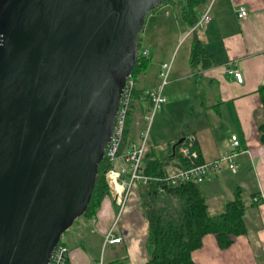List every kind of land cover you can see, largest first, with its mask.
I'll return each instance as SVG.
<instances>
[{
  "label": "water",
  "instance_id": "obj_1",
  "mask_svg": "<svg viewBox=\"0 0 264 264\" xmlns=\"http://www.w3.org/2000/svg\"><path fill=\"white\" fill-rule=\"evenodd\" d=\"M165 1L0 0V264H47L85 212L144 20Z\"/></svg>",
  "mask_w": 264,
  "mask_h": 264
},
{
  "label": "crops",
  "instance_id": "obj_2",
  "mask_svg": "<svg viewBox=\"0 0 264 264\" xmlns=\"http://www.w3.org/2000/svg\"><path fill=\"white\" fill-rule=\"evenodd\" d=\"M239 7L245 10L243 17L237 15ZM208 14L210 19L201 29V36L194 35L213 61L211 66L200 70V80L214 88L213 96L200 95L207 104L202 106V102L199 103L207 109V113L204 111L207 122L210 120L214 125H220L224 133L217 142L203 139V129L198 134L190 132L188 137L198 147L202 161H211L227 151L230 135H236L239 152L232 159L234 172L223 163L218 172L201 183V188L207 199L215 198L216 202H213L217 204V209L221 203V198L217 197L219 193L225 190L230 193L235 185L241 187L240 180L244 179V172L251 171L254 177L250 172L252 191L249 196L258 192L261 201L254 207L249 206L250 200L245 204L249 206L245 214L246 234L236 236L228 247L222 249L217 246L212 234H206L201 239L200 247L191 252V258L194 264H264V144L259 143L257 132L262 120L257 89L264 82V0H211ZM197 15L198 18L200 14ZM142 47L151 57L148 46ZM188 54L186 64L192 76ZM161 64H157L159 69ZM232 71L241 75L240 82L234 80ZM181 75L178 72L173 75V79ZM146 106L142 98L137 99L132 114L139 110L144 116ZM137 135L131 122L129 141H136ZM115 208L109 194L99 204L89 229L85 221L78 219L69 227L68 236L63 232L67 245V264H146L144 240L147 221L141 214L140 195L130 191L114 223ZM247 218H250V222L246 221ZM113 223L115 235L120 237V241L102 247L103 235ZM92 240L98 243L97 249L100 251L96 263L95 260L90 262L86 250L88 245H92Z\"/></svg>",
  "mask_w": 264,
  "mask_h": 264
},
{
  "label": "trees",
  "instance_id": "obj_3",
  "mask_svg": "<svg viewBox=\"0 0 264 264\" xmlns=\"http://www.w3.org/2000/svg\"><path fill=\"white\" fill-rule=\"evenodd\" d=\"M208 1L166 0L150 11H154L163 4H178L181 21L187 27H190L196 21L197 14L203 11ZM142 50L146 49L139 46L136 62L129 73V77L134 82V87L131 91V100L118 144V153L124 152L129 147V143L134 142L129 141L131 115L135 109L134 101L142 98L147 104L145 111L150 108V101L146 92L135 85L137 76L146 70L150 62L148 52L144 56L141 54ZM188 63L196 83L200 81V70L211 66L213 63L212 56L207 53L203 44L195 35H193L190 42ZM257 93L260 96L262 112V120L257 126L258 140L259 143L264 144V82L258 87ZM200 101L203 106L205 101H203V98H200ZM188 136H184L181 143L174 147L173 145L180 138L169 141L161 148H156L146 141L140 160L142 173L150 177L165 176L188 167L190 165L189 160L178 151L179 146L187 142L191 144V148L197 154L193 162H202L198 147ZM108 167L109 164L103 154L97 165V173L94 177L86 210L80 215L84 217L86 223L93 217L103 198L109 195L108 186L104 180V171ZM202 182L186 181L175 185H165L149 181L144 184L145 187L140 195V208L141 214L147 221V234L144 240L147 252L146 264H194L191 252L200 247L204 235L212 234L215 237L217 246L222 249L228 247L236 236L247 233L246 210L249 206L254 207L261 201L258 192L251 193L250 204L247 206L241 199L240 186L235 185L231 189L232 198L219 203V208L211 211L207 197L201 188ZM111 264L121 263L112 262Z\"/></svg>",
  "mask_w": 264,
  "mask_h": 264
},
{
  "label": "rangeland",
  "instance_id": "obj_4",
  "mask_svg": "<svg viewBox=\"0 0 264 264\" xmlns=\"http://www.w3.org/2000/svg\"><path fill=\"white\" fill-rule=\"evenodd\" d=\"M186 29L187 26L180 19L178 4H163L160 8L150 11L143 23L139 46H148L151 51V57L144 73L137 76L136 87L148 88H145L146 90L143 89L145 92L152 89L149 87L157 88L161 83L157 64L162 62L169 63L166 82L162 88L165 102L160 105L153 115L147 130V142L156 148H161L169 141L177 138H184V136L191 134L190 132L192 131L198 134L202 129L204 132L203 139L208 138L213 142H217L223 137L224 128L220 125H214L210 120L207 122V116L204 113L207 109H204L199 103L200 95L213 96L214 87L201 80L196 83L190 76L189 68L186 64V56L191 39L194 34L200 37L201 29H196L193 35L188 34ZM178 72H181L182 75L174 80L173 75ZM212 101L213 99H211ZM131 122L138 135L140 131L144 132L146 130L147 122L143 119L139 110L131 115ZM250 172H244V179L241 178L240 180L241 199L245 204L249 202V194L252 191ZM144 187L141 183L135 182L131 186V193L141 195ZM217 197L221 198V202H224L232 198L231 191L229 193L225 190L224 193H219ZM213 200L216 202L215 198L211 199L209 197L207 199L211 211L215 210L217 206ZM167 204L169 205V202ZM83 218V216H79L74 221L78 219L79 221H84ZM246 221L250 222V218H247ZM91 224L90 219L86 223L88 229L92 226ZM65 234L68 236L69 228L65 230ZM92 242V245H88L86 250L90 262L92 263L95 260L96 263V258L99 259L100 251L97 249L98 243L94 240Z\"/></svg>",
  "mask_w": 264,
  "mask_h": 264
},
{
  "label": "built area",
  "instance_id": "obj_5",
  "mask_svg": "<svg viewBox=\"0 0 264 264\" xmlns=\"http://www.w3.org/2000/svg\"><path fill=\"white\" fill-rule=\"evenodd\" d=\"M210 3L211 0L208 1L207 5L200 13L194 24L189 27L187 33L194 32L196 29H202L209 21L210 17L208 11ZM237 15L238 17H243L245 15L244 8L239 7ZM141 54L146 56L147 51L142 50ZM168 71L169 63L163 62L159 69V77L161 79L160 85L157 88L146 91L150 101V108L145 111L143 116L144 120L147 122L146 130L144 132H140L138 139L129 143V147L124 152L118 153V144L123 131L128 105L131 100V91L134 87V82L129 75L124 82L112 136L104 150L105 158L109 164L108 169L104 171V180L108 186L109 194L116 206L114 223L122 212L124 204L131 191V186L135 182H139L142 185L148 183L149 181H155L165 185H175L186 181L201 182L210 177V175L218 172L223 163H225L231 171L234 172L235 170L232 159L239 152L238 140L236 135H230L227 143L228 150L211 161L194 163L193 161L197 154L194 149L191 148V144L187 142L186 144L180 145L178 151L183 157L189 160L190 165L188 167L179 169L165 176L150 177L142 173L140 169V160L146 146L148 124L151 121L155 110L165 100L161 93V89L166 82ZM232 75L236 82L241 81V75L237 71H232ZM189 139L191 140V138ZM91 222H93V219H91ZM114 223L104 233L102 238V247L106 244H114L120 241V237L115 235V230L113 228ZM47 264H67V245L63 234L60 235L55 243Z\"/></svg>",
  "mask_w": 264,
  "mask_h": 264
}]
</instances>
